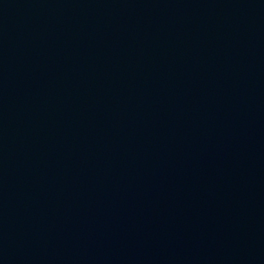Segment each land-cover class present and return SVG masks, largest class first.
<instances>
[{
	"label": "water",
	"instance_id": "1",
	"mask_svg": "<svg viewBox=\"0 0 264 264\" xmlns=\"http://www.w3.org/2000/svg\"><path fill=\"white\" fill-rule=\"evenodd\" d=\"M0 264H264V0H0Z\"/></svg>",
	"mask_w": 264,
	"mask_h": 264
}]
</instances>
